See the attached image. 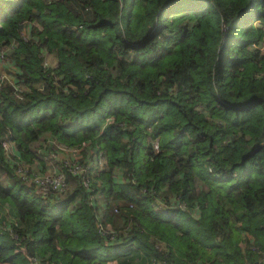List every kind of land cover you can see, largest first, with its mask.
Instances as JSON below:
<instances>
[{
	"label": "trees",
	"instance_id": "1",
	"mask_svg": "<svg viewBox=\"0 0 264 264\" xmlns=\"http://www.w3.org/2000/svg\"><path fill=\"white\" fill-rule=\"evenodd\" d=\"M9 43L0 264L264 261V0H0Z\"/></svg>",
	"mask_w": 264,
	"mask_h": 264
},
{
	"label": "built area",
	"instance_id": "2",
	"mask_svg": "<svg viewBox=\"0 0 264 264\" xmlns=\"http://www.w3.org/2000/svg\"><path fill=\"white\" fill-rule=\"evenodd\" d=\"M12 44L4 45L0 48V85L5 84L6 86H11V93H17L21 90L20 87L22 85L15 84L12 79V75L9 72L10 69V62L6 60V54L8 53L9 49L11 48ZM8 62V66L5 67L4 65ZM44 64H47V60L45 59L43 61ZM29 89V87H28ZM40 86L36 85V90L39 91ZM3 152L7 155L12 154L14 147L13 143L10 140H3L2 143ZM57 147L66 153H70L71 157L69 156H61L58 158V163L51 166L49 169L48 174H40L39 172H27L25 164H21L22 166H18L16 171L22 177L25 179V181L30 182L34 185L35 191L40 196H45L51 189L60 192L65 189L64 184V174L61 170V167L63 165H66L69 170L72 172L80 171L82 168L79 166L78 163L75 162L74 158L78 157L79 149L80 147H65L64 145H57ZM157 143L156 141H153V148L156 149ZM98 162H101L99 159ZM86 180H83L84 185H86ZM249 264H264V261H256Z\"/></svg>",
	"mask_w": 264,
	"mask_h": 264
},
{
	"label": "rangeland",
	"instance_id": "3",
	"mask_svg": "<svg viewBox=\"0 0 264 264\" xmlns=\"http://www.w3.org/2000/svg\"><path fill=\"white\" fill-rule=\"evenodd\" d=\"M48 61V59H47ZM9 72L11 73V69H9ZM8 89L10 90L11 89V86H7ZM52 156L55 158V160H53L52 158H49L47 160V167L44 169V171L42 172H39L40 174H48L49 172V169L51 168V166L56 163H58V158L61 157V156H66V153L62 152L60 149H57V151L55 153H52ZM105 264H114V260H110V261H107Z\"/></svg>",
	"mask_w": 264,
	"mask_h": 264
},
{
	"label": "crops",
	"instance_id": "4",
	"mask_svg": "<svg viewBox=\"0 0 264 264\" xmlns=\"http://www.w3.org/2000/svg\"><path fill=\"white\" fill-rule=\"evenodd\" d=\"M8 65H9L8 62H6V64L4 66L7 67Z\"/></svg>",
	"mask_w": 264,
	"mask_h": 264
}]
</instances>
